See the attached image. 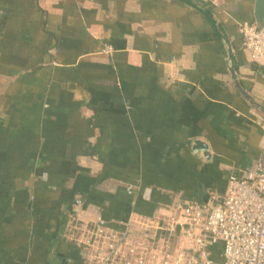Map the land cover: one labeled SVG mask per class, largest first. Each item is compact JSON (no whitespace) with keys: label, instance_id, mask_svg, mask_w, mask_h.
Here are the masks:
<instances>
[{"label":"crops","instance_id":"1","mask_svg":"<svg viewBox=\"0 0 264 264\" xmlns=\"http://www.w3.org/2000/svg\"><path fill=\"white\" fill-rule=\"evenodd\" d=\"M256 1L0 0V264H82L98 217L206 203L257 168Z\"/></svg>","mask_w":264,"mask_h":264},{"label":"built area","instance_id":"2","mask_svg":"<svg viewBox=\"0 0 264 264\" xmlns=\"http://www.w3.org/2000/svg\"><path fill=\"white\" fill-rule=\"evenodd\" d=\"M238 29L264 67V25ZM78 242L87 253L82 264H264V151L255 170L231 172L225 192L209 202L177 199L152 216L131 212L118 227L98 217Z\"/></svg>","mask_w":264,"mask_h":264},{"label":"water","instance_id":"3","mask_svg":"<svg viewBox=\"0 0 264 264\" xmlns=\"http://www.w3.org/2000/svg\"><path fill=\"white\" fill-rule=\"evenodd\" d=\"M255 20L259 27H263L264 25V0H257L255 6ZM194 154H197L206 161L211 160V154L209 150V146L203 142L202 140H196L194 142L193 148Z\"/></svg>","mask_w":264,"mask_h":264}]
</instances>
